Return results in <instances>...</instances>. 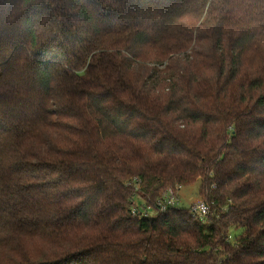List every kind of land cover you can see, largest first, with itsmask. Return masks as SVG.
Instances as JSON below:
<instances>
[{
	"label": "trees",
	"instance_id": "obj_1",
	"mask_svg": "<svg viewBox=\"0 0 264 264\" xmlns=\"http://www.w3.org/2000/svg\"><path fill=\"white\" fill-rule=\"evenodd\" d=\"M0 264H264V0H0Z\"/></svg>",
	"mask_w": 264,
	"mask_h": 264
},
{
	"label": "built area",
	"instance_id": "obj_2",
	"mask_svg": "<svg viewBox=\"0 0 264 264\" xmlns=\"http://www.w3.org/2000/svg\"><path fill=\"white\" fill-rule=\"evenodd\" d=\"M135 184V193L138 191L139 179L133 180ZM179 188L168 189L161 197H159L153 204H148L142 201L138 195H135V203L132 207L131 214L133 216L165 213L170 209L180 208ZM189 215L193 219L204 220L210 213L209 205L204 201L197 202L189 208Z\"/></svg>",
	"mask_w": 264,
	"mask_h": 264
},
{
	"label": "rangeland",
	"instance_id": "obj_3",
	"mask_svg": "<svg viewBox=\"0 0 264 264\" xmlns=\"http://www.w3.org/2000/svg\"><path fill=\"white\" fill-rule=\"evenodd\" d=\"M199 184L200 183L197 182L195 184L179 188L178 194L180 200V208H189L191 205L204 200L203 197L199 195Z\"/></svg>",
	"mask_w": 264,
	"mask_h": 264
}]
</instances>
